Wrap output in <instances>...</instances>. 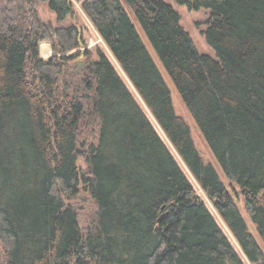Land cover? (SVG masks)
<instances>
[{
    "label": "trees",
    "instance_id": "trees-1",
    "mask_svg": "<svg viewBox=\"0 0 264 264\" xmlns=\"http://www.w3.org/2000/svg\"><path fill=\"white\" fill-rule=\"evenodd\" d=\"M175 1L210 11L217 60L171 5L125 3L264 244V0ZM0 264H264L121 0H0Z\"/></svg>",
    "mask_w": 264,
    "mask_h": 264
},
{
    "label": "rangeland",
    "instance_id": "rangeland-1",
    "mask_svg": "<svg viewBox=\"0 0 264 264\" xmlns=\"http://www.w3.org/2000/svg\"><path fill=\"white\" fill-rule=\"evenodd\" d=\"M162 1L171 5L172 8L179 14L180 23H181L183 29L190 35V37L193 41V44H194L196 50L198 51V53L208 55V56L212 57L213 59L217 60L216 53H215L214 49L207 43L206 37H205V32H206L207 27H208V20H209V16H210V11L206 8H200L198 10H191L188 8L187 5H185V4L180 5L175 0H162ZM121 2L123 3L126 12L128 13L129 17L131 18V20H132L134 26L136 27L142 41L145 44L150 56L152 57L153 61L155 62L158 70L162 74V76H163V78H164V80H165V82H166V84H167V86L171 92L172 101H173V105H174L176 113L178 115H180L182 118H184V120L189 125L190 130H191V136L193 138L196 149L198 150L199 154L201 155L204 163L212 165L213 168L216 170L217 175H218L219 179L221 180V182L226 187L227 192L233 197L235 204H236L239 212L241 213V215H242V217H243V219L247 225L248 231L255 238V240L257 241L258 245L260 246V248L264 254V244L257 234L255 225L252 223L251 219L249 218V216L247 215V213L244 209V198H243V196L240 194L239 189L235 185L234 186L229 185V182H228L222 168L220 167L215 156L213 155L210 147L208 146V144H207L205 138L203 137V135H202L198 125L196 124L195 120L193 119V117L191 116V114L189 113V111L187 110L185 105L183 104L182 99H181L177 89L175 88V85L173 84L168 73L166 72V70L163 66V63L159 59L155 50L153 49L149 39L147 38V36H146L145 32L143 31L141 25L139 24L135 14L126 5L125 0H121ZM75 4H76L75 7H76L78 13L81 14L82 12L79 8V4L78 3H75ZM38 11H39L40 18L42 21H44V22L50 21L53 24H56L55 15L50 11L48 4L46 2H42L39 5ZM84 19H86V18L84 17ZM71 23L79 26L80 21L76 20L75 18L67 19L66 21H64L62 23L63 24L62 26H67ZM86 43H87V48H89L90 50L94 49V47H95V45H97V43L101 44L102 47L104 48L105 52L109 55L108 50L106 49L104 44H102L100 39L97 38V36L93 30H92V33L87 36ZM57 56H59V55L57 54ZM77 61H79V59L75 60L74 63H76ZM129 88L131 89V87H129ZM84 97H87V96H84ZM78 155H80V152ZM79 165L82 168L85 167L83 159L81 157H79ZM180 167L184 171L186 176L189 178L191 183L194 185L197 193L200 195L201 199H203V201L205 202V204L207 205V207L209 208V210L211 211V213L215 217L217 223L220 225V227L223 229V231L227 234L231 243L239 251L238 245L236 244L232 235L229 233V231L227 230V228L225 227V225L223 224V222L221 221V219L217 215L216 211L213 208L212 203L207 199V197L204 195V193L201 191V189L195 183L193 177L189 174V172L185 169V167L183 166V164H181V162H180ZM74 205L77 208V210L82 214V216H85V217L88 216V214H90L91 210H93V204L91 203V200L89 199V196L86 193L80 194L78 196V198L74 201ZM82 226L84 227V224H82ZM245 263H247V262L245 261Z\"/></svg>",
    "mask_w": 264,
    "mask_h": 264
},
{
    "label": "water",
    "instance_id": "water-1",
    "mask_svg": "<svg viewBox=\"0 0 264 264\" xmlns=\"http://www.w3.org/2000/svg\"><path fill=\"white\" fill-rule=\"evenodd\" d=\"M76 153H77V154H79V152H78V151H76ZM161 219H162V217H161V218H160L158 221L160 222V221H161Z\"/></svg>",
    "mask_w": 264,
    "mask_h": 264
}]
</instances>
